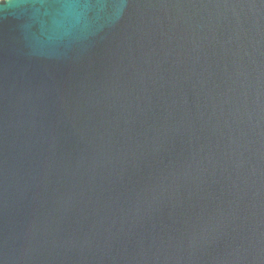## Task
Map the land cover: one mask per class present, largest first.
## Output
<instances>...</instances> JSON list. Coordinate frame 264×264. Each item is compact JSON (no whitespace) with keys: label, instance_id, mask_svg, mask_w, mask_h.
<instances>
[{"label":"water","instance_id":"1","mask_svg":"<svg viewBox=\"0 0 264 264\" xmlns=\"http://www.w3.org/2000/svg\"><path fill=\"white\" fill-rule=\"evenodd\" d=\"M0 264H264V0H0Z\"/></svg>","mask_w":264,"mask_h":264}]
</instances>
